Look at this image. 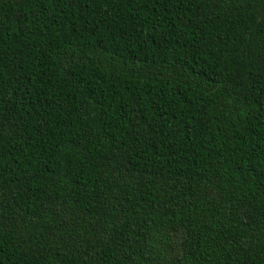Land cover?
Here are the masks:
<instances>
[{
  "label": "trees",
  "instance_id": "16d2710c",
  "mask_svg": "<svg viewBox=\"0 0 264 264\" xmlns=\"http://www.w3.org/2000/svg\"><path fill=\"white\" fill-rule=\"evenodd\" d=\"M0 264H264V0H0Z\"/></svg>",
  "mask_w": 264,
  "mask_h": 264
}]
</instances>
